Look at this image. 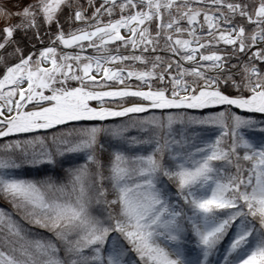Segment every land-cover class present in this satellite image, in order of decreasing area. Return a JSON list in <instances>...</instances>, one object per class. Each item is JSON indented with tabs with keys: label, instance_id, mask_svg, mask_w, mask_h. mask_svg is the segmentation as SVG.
Masks as SVG:
<instances>
[{
	"label": "snow or ice",
	"instance_id": "1",
	"mask_svg": "<svg viewBox=\"0 0 264 264\" xmlns=\"http://www.w3.org/2000/svg\"><path fill=\"white\" fill-rule=\"evenodd\" d=\"M0 200V264H264V0L0 3Z\"/></svg>",
	"mask_w": 264,
	"mask_h": 264
},
{
	"label": "rangeland",
	"instance_id": "2",
	"mask_svg": "<svg viewBox=\"0 0 264 264\" xmlns=\"http://www.w3.org/2000/svg\"><path fill=\"white\" fill-rule=\"evenodd\" d=\"M15 0H0V3L3 4H8L9 7H11V4L14 3ZM238 111V110H237ZM174 191V189H173ZM0 208L5 209L6 211L9 212H14V218L19 220V222L23 225V228L30 231V232H39L40 234H48L51 236V234H54L53 231L47 229V228H41L38 226H35L34 224L28 223L26 219H21L22 213H16L13 209L12 206L2 200H0ZM232 229L229 230V235H231ZM228 237H225V242L227 241Z\"/></svg>",
	"mask_w": 264,
	"mask_h": 264
},
{
	"label": "trees",
	"instance_id": "3",
	"mask_svg": "<svg viewBox=\"0 0 264 264\" xmlns=\"http://www.w3.org/2000/svg\"><path fill=\"white\" fill-rule=\"evenodd\" d=\"M25 235H26L27 239H29V240L39 239V240L43 241L44 243L52 242V243L56 244L58 247L62 248V243H61V241L56 239L55 234H51V236H50L48 234H40L39 232L36 233V232H30L27 230ZM61 255H63L62 252H61Z\"/></svg>",
	"mask_w": 264,
	"mask_h": 264
},
{
	"label": "water",
	"instance_id": "4",
	"mask_svg": "<svg viewBox=\"0 0 264 264\" xmlns=\"http://www.w3.org/2000/svg\"><path fill=\"white\" fill-rule=\"evenodd\" d=\"M239 111V110H238Z\"/></svg>",
	"mask_w": 264,
	"mask_h": 264
}]
</instances>
